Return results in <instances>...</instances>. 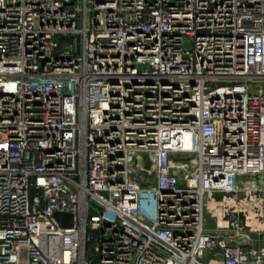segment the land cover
I'll list each match as a JSON object with an SVG mask.
<instances>
[{
	"label": "built area",
	"instance_id": "1",
	"mask_svg": "<svg viewBox=\"0 0 264 264\" xmlns=\"http://www.w3.org/2000/svg\"><path fill=\"white\" fill-rule=\"evenodd\" d=\"M0 264H264V0H0Z\"/></svg>",
	"mask_w": 264,
	"mask_h": 264
},
{
	"label": "water",
	"instance_id": "2",
	"mask_svg": "<svg viewBox=\"0 0 264 264\" xmlns=\"http://www.w3.org/2000/svg\"><path fill=\"white\" fill-rule=\"evenodd\" d=\"M56 219L60 222L62 220H64L65 222L68 223L67 226H71L72 222H73V217L71 215H66V214H56L55 215Z\"/></svg>",
	"mask_w": 264,
	"mask_h": 264
}]
</instances>
